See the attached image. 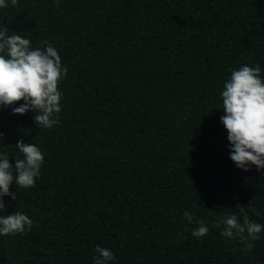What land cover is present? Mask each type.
<instances>
[{
    "label": "trees",
    "instance_id": "1",
    "mask_svg": "<svg viewBox=\"0 0 264 264\" xmlns=\"http://www.w3.org/2000/svg\"><path fill=\"white\" fill-rule=\"evenodd\" d=\"M0 29L51 44L68 69L58 125L0 109L9 162L18 140L44 154L35 185L4 198L0 215L33 226L0 236V264H93L97 245L111 264H264V238L245 253L216 227L233 213L264 224V171L235 167L220 122L231 70L264 78V0H17Z\"/></svg>",
    "mask_w": 264,
    "mask_h": 264
},
{
    "label": "clouds",
    "instance_id": "2",
    "mask_svg": "<svg viewBox=\"0 0 264 264\" xmlns=\"http://www.w3.org/2000/svg\"><path fill=\"white\" fill-rule=\"evenodd\" d=\"M16 3L17 0H0V9ZM54 3L58 5L60 0ZM67 71L58 50L51 44L34 48L30 39L20 34L8 35L6 29H0V109L10 108L12 114L20 115L32 111L40 128L58 125L63 98L58 85ZM260 73L259 65L242 64L231 70L220 92L224 112L220 122L227 131L229 158L236 168L245 172L252 166L264 171V78ZM5 139L4 132L0 131V145ZM15 150L14 164L9 162L7 152L0 151V212L6 207V196L17 199L16 193L10 190L13 184L19 189L35 185L44 161V154L35 143L18 140ZM183 217L188 224L194 221L188 211ZM195 223L197 226L192 228L191 235L202 239L209 228L203 220L196 219ZM32 226L33 220L21 211L0 215V236L24 233ZM216 227L221 229L222 237L239 238L245 253L255 246V241L264 238V224L250 220L246 214L242 220L235 213L226 215L216 221ZM95 252L93 264H111L116 260L108 248L97 245Z\"/></svg>",
    "mask_w": 264,
    "mask_h": 264
}]
</instances>
